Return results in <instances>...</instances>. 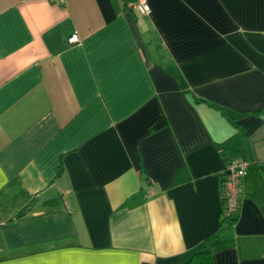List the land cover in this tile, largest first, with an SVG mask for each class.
<instances>
[{
  "label": "crops",
  "instance_id": "obj_1",
  "mask_svg": "<svg viewBox=\"0 0 264 264\" xmlns=\"http://www.w3.org/2000/svg\"><path fill=\"white\" fill-rule=\"evenodd\" d=\"M129 1L0 0V264H264V0Z\"/></svg>",
  "mask_w": 264,
  "mask_h": 264
},
{
  "label": "built area",
  "instance_id": "obj_2",
  "mask_svg": "<svg viewBox=\"0 0 264 264\" xmlns=\"http://www.w3.org/2000/svg\"><path fill=\"white\" fill-rule=\"evenodd\" d=\"M54 3H62L64 0H49ZM128 7L133 11L142 14H149L151 11L148 0H130ZM69 44L77 43L78 36L73 34L67 39ZM248 163L242 159H230L226 164L222 180L219 183V193L222 200L221 217H233L237 212L241 195L242 179L247 172Z\"/></svg>",
  "mask_w": 264,
  "mask_h": 264
},
{
  "label": "trees",
  "instance_id": "obj_3",
  "mask_svg": "<svg viewBox=\"0 0 264 264\" xmlns=\"http://www.w3.org/2000/svg\"><path fill=\"white\" fill-rule=\"evenodd\" d=\"M57 197L45 201L46 204H52L53 202L58 201ZM59 203V202H58ZM57 209V208H56ZM235 221L234 217H221V224L225 222ZM219 242V234L217 231L210 233L206 238L205 248L195 252L190 259L182 264H213V251L217 248Z\"/></svg>",
  "mask_w": 264,
  "mask_h": 264
}]
</instances>
